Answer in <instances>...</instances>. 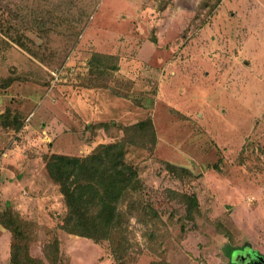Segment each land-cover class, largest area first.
Here are the masks:
<instances>
[{"label":"rangeland","instance_id":"1","mask_svg":"<svg viewBox=\"0 0 264 264\" xmlns=\"http://www.w3.org/2000/svg\"><path fill=\"white\" fill-rule=\"evenodd\" d=\"M130 138L125 157L144 185L119 205L124 235L66 233L45 160ZM6 211L20 219V257L38 264H240L245 249L264 258V0H0ZM10 243L0 225V264Z\"/></svg>","mask_w":264,"mask_h":264},{"label":"trees","instance_id":"2","mask_svg":"<svg viewBox=\"0 0 264 264\" xmlns=\"http://www.w3.org/2000/svg\"><path fill=\"white\" fill-rule=\"evenodd\" d=\"M153 141L154 145V134ZM127 144L137 142L130 138L103 143L84 157L51 154L45 160L46 173L63 197L66 215L60 228L66 233L94 241L111 239L117 231L120 237L124 235L128 212L119 205L122 199L131 198L144 185L138 170L126 160ZM167 164L168 168H178ZM179 169L189 172L186 168ZM185 197L189 200L187 213L192 216V210H198L197 197L195 194ZM134 205V202L128 203L127 207L133 209ZM3 214L8 217L0 218V225L10 233V264H38L28 253L26 258L20 257L21 248L14 243L15 235L20 234L19 217L11 211ZM114 259L117 260V256Z\"/></svg>","mask_w":264,"mask_h":264},{"label":"crops","instance_id":"3","mask_svg":"<svg viewBox=\"0 0 264 264\" xmlns=\"http://www.w3.org/2000/svg\"><path fill=\"white\" fill-rule=\"evenodd\" d=\"M96 96H98V92H97V94H96ZM97 98V97H96ZM108 100H110V101H108V103H107V106H109L108 104L109 103H111V101L113 100V98L112 97H109L108 98ZM100 101V100H99ZM110 108V107H109ZM98 112V113H97ZM100 111L98 110V109H96L95 110V112H92L91 114L93 115L92 116V118H90V120H94V119H96V120H98V119H100V117H101V112L99 113ZM79 114V116H81V118L80 119H78V120H83V121H85L86 122V119L87 118H89V116H88V114H86V113H80V112H78ZM40 116H41V114H38V111H33L32 113H31V118H30V121L32 120L33 122H32V124H34V121H35V119H40ZM69 118H72V116H74L73 118H72V120H74V118H75V115L73 114V113H71V112H69V114L67 115ZM25 128L24 129H26V130H28L29 128H30V130H32V132L34 131V127L32 126V125H25L24 126ZM24 162V161H23ZM26 166H28L27 168L29 169L30 168V172H32V174H35V171L33 170L34 168H32V167H30V165H29V163L28 164H25ZM17 167V169H19V166H16ZM44 168H45V163H44ZM16 170V169H15ZM20 170V169H19ZM21 170H23V171H25V173L27 174L28 173V170L26 169V167L25 168H22ZM16 171H18V170H16ZM20 172H22V171H20ZM45 172H46V170H45ZM24 175V174H23ZM25 176V175H24ZM23 176V177H24ZM35 176V175H34ZM33 176V177H34ZM19 177V176H18ZM22 177V178H23ZM22 178H21V181H22ZM48 178V179H47ZM47 178H46V181L48 180V181H51V179L48 177V175H47ZM19 179V178H18ZM17 179V181H19ZM24 179V178H23ZM52 182V181H51ZM54 184V183H53ZM36 183L34 182V180H32V183H31V188H36ZM54 186H56L55 184H54ZM23 204L21 203V206H22ZM23 211L25 210V209H22ZM21 214H24V215H26V211H25V213H23V212H21Z\"/></svg>","mask_w":264,"mask_h":264},{"label":"flooded vegetation","instance_id":"4","mask_svg":"<svg viewBox=\"0 0 264 264\" xmlns=\"http://www.w3.org/2000/svg\"><path fill=\"white\" fill-rule=\"evenodd\" d=\"M246 251H248L249 252V254H256V253H254V252H250L248 249H245V251L243 252V253H241L240 254V259H241V261H239L238 263H240V264H261V263H258V261L255 259V258H253L251 255H247L246 253ZM244 255H246V257L244 256ZM256 256H258L257 254H256ZM244 257V258H243ZM263 258V257H262ZM239 259V260H240ZM264 259V258H263ZM257 261V262H256ZM264 264V263H263Z\"/></svg>","mask_w":264,"mask_h":264},{"label":"water","instance_id":"5","mask_svg":"<svg viewBox=\"0 0 264 264\" xmlns=\"http://www.w3.org/2000/svg\"><path fill=\"white\" fill-rule=\"evenodd\" d=\"M259 258H261L262 260H264L261 256L258 255Z\"/></svg>","mask_w":264,"mask_h":264}]
</instances>
